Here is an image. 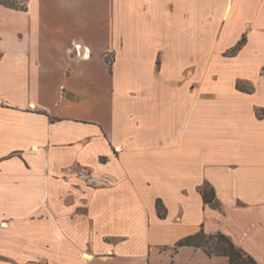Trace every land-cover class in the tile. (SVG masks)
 <instances>
[{
    "label": "crops",
    "instance_id": "crops-1",
    "mask_svg": "<svg viewBox=\"0 0 264 264\" xmlns=\"http://www.w3.org/2000/svg\"><path fill=\"white\" fill-rule=\"evenodd\" d=\"M201 230L264 264V0L0 3V264H228Z\"/></svg>",
    "mask_w": 264,
    "mask_h": 264
},
{
    "label": "trees",
    "instance_id": "trees-1",
    "mask_svg": "<svg viewBox=\"0 0 264 264\" xmlns=\"http://www.w3.org/2000/svg\"><path fill=\"white\" fill-rule=\"evenodd\" d=\"M0 3L6 4L3 0ZM245 38L242 37L230 50L229 53H235L244 43ZM237 87L242 89L237 83ZM201 195L204 203L217 208L219 203L215 199V194L211 186L206 184L202 190ZM157 212L159 216L163 215L164 209L160 201L156 202ZM193 246L197 248H202L203 251L208 255H223L228 259V264H258L253 257L245 253L239 246H237L227 235L218 232L215 234H208L204 231H198L194 234L184 236L176 241L174 248L180 246Z\"/></svg>",
    "mask_w": 264,
    "mask_h": 264
},
{
    "label": "rangeland",
    "instance_id": "rangeland-1",
    "mask_svg": "<svg viewBox=\"0 0 264 264\" xmlns=\"http://www.w3.org/2000/svg\"><path fill=\"white\" fill-rule=\"evenodd\" d=\"M6 4L11 5V7H22L24 4V0H3ZM221 45L215 46V49L220 48ZM107 56H112V53H109ZM187 57H184L183 60L186 61ZM200 59V58H199ZM205 60V58H201ZM211 62L215 67L225 68L228 64L225 60H223L222 56H211Z\"/></svg>",
    "mask_w": 264,
    "mask_h": 264
},
{
    "label": "built area",
    "instance_id": "built-area-1",
    "mask_svg": "<svg viewBox=\"0 0 264 264\" xmlns=\"http://www.w3.org/2000/svg\"><path fill=\"white\" fill-rule=\"evenodd\" d=\"M75 48H77V49L80 48V45H78V44L75 45ZM78 53H79V51L77 50V54H78Z\"/></svg>",
    "mask_w": 264,
    "mask_h": 264
}]
</instances>
